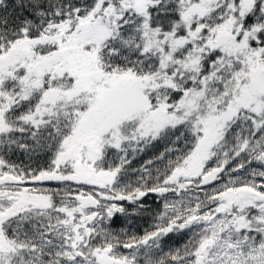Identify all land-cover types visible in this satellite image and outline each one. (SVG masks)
Returning a JSON list of instances; mask_svg holds the SVG:
<instances>
[{"label":"snow or ice","instance_id":"6c2138e0","mask_svg":"<svg viewBox=\"0 0 264 264\" xmlns=\"http://www.w3.org/2000/svg\"><path fill=\"white\" fill-rule=\"evenodd\" d=\"M0 264H264V0H0Z\"/></svg>","mask_w":264,"mask_h":264}]
</instances>
